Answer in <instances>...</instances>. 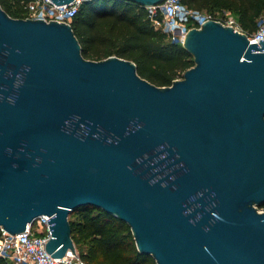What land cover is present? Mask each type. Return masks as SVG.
<instances>
[{"label":"water","instance_id":"95a60500","mask_svg":"<svg viewBox=\"0 0 264 264\" xmlns=\"http://www.w3.org/2000/svg\"><path fill=\"white\" fill-rule=\"evenodd\" d=\"M182 45L194 65L159 86L132 60L85 58L70 23L0 6L4 230L48 216L59 259L90 204L156 264H264V40L207 20Z\"/></svg>","mask_w":264,"mask_h":264},{"label":"trees","instance_id":"16d2710c","mask_svg":"<svg viewBox=\"0 0 264 264\" xmlns=\"http://www.w3.org/2000/svg\"><path fill=\"white\" fill-rule=\"evenodd\" d=\"M29 1L0 0V6L12 17H26ZM180 2L204 12L227 10L247 33L257 28L264 14V0ZM71 26L85 58L116 55L132 60L141 77L159 86L171 84L194 65L192 54L154 28L146 7L131 0H85ZM68 220L75 247L86 264H156L151 255L138 251L130 226L113 214L87 204L73 209ZM0 264L7 263L0 257Z\"/></svg>","mask_w":264,"mask_h":264},{"label":"built area","instance_id":"2783aa9c","mask_svg":"<svg viewBox=\"0 0 264 264\" xmlns=\"http://www.w3.org/2000/svg\"><path fill=\"white\" fill-rule=\"evenodd\" d=\"M85 0H72L69 4H55L52 0H31L25 4L27 16L42 18L46 21L56 20L71 24L79 5ZM152 25L162 30L173 42L183 43L184 36L191 28H200L207 20H215L224 25L232 26L243 32L249 41L264 40V14L257 22V28L247 33L241 30L236 18L227 10L204 12L190 9L180 0H163L159 4L146 6ZM160 16L157 18L156 16ZM49 217L42 215L28 225L24 231L9 233L0 226V257L7 264H86L75 251L67 250L56 259L45 248L50 236L48 226ZM36 223L44 227V231L37 229Z\"/></svg>","mask_w":264,"mask_h":264},{"label":"rangeland","instance_id":"374dc122","mask_svg":"<svg viewBox=\"0 0 264 264\" xmlns=\"http://www.w3.org/2000/svg\"><path fill=\"white\" fill-rule=\"evenodd\" d=\"M258 209H261L263 206H258V205H255ZM36 226H37V229L40 230V231H44V227L41 225H39V223H36Z\"/></svg>","mask_w":264,"mask_h":264}]
</instances>
